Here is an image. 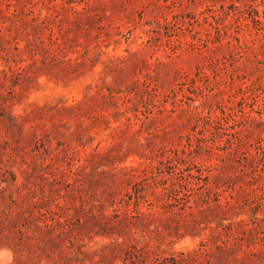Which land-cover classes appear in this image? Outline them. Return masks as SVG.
<instances>
[{"label": "rangeland", "instance_id": "374dc122", "mask_svg": "<svg viewBox=\"0 0 264 264\" xmlns=\"http://www.w3.org/2000/svg\"><path fill=\"white\" fill-rule=\"evenodd\" d=\"M22 205L57 264H264V0H0V264H55Z\"/></svg>", "mask_w": 264, "mask_h": 264}, {"label": "trees", "instance_id": "16d2710c", "mask_svg": "<svg viewBox=\"0 0 264 264\" xmlns=\"http://www.w3.org/2000/svg\"><path fill=\"white\" fill-rule=\"evenodd\" d=\"M46 59V58H45ZM42 59L41 60V65H36L35 69H42L41 73L45 74V75H49L52 77H56L60 74H62L63 72H67L66 70H64L65 67L70 66L71 62H70V58H68L67 60L65 59H59L55 54L52 55L50 57V59ZM122 66V64L119 65V68ZM33 73L36 74L37 76V72L36 70L33 71ZM111 89V88H110ZM113 90H110V92H112ZM87 101V99L85 100H80L78 102H75L73 104L70 105H66L63 104L61 106L55 105V106H48V113L52 116L55 114H58L60 112H62L65 117H67L68 120H71L72 118H78L80 119L81 117H83V114H80V108L81 106L84 104V102ZM47 106V105H45ZM33 110V109H32ZM73 133V132H71ZM127 168V167H126ZM15 180V178H13ZM5 181V180H4ZM11 197V201L13 203L17 202V198L14 196H10ZM43 200H46L45 196L44 198H41V201L39 200H33V196L28 198L26 200V202H23L26 207L29 205H34V204H39L42 203ZM25 206L22 205V209H20V211H18L17 213L20 215V217L17 219V225H13V226H17L16 230H12V228L8 229V234L7 236H9V238L13 239L14 242V246L16 247V251L21 250L22 246H25L27 251L34 255V256H41V253H39L37 251V244H39V242H42V245L44 247L43 251H46L47 248L46 247V242L49 240H55L57 237L61 236V233L63 232V230H61V226L63 225L62 222L60 221V219H56V222H50L47 219H42V220H37L33 225H32V229L28 230L30 225H28L27 223L30 221L29 220V216L25 215L24 212H26L27 210H25ZM89 216H93V218H96V215H94L93 209L92 207L89 208ZM99 218L97 219L99 225L104 226L105 225V214L103 212H100L98 214ZM12 220V218H8V220ZM54 220V218H52ZM77 221L80 223V225L85 224L84 221H82L81 216H78ZM12 224V221H8ZM15 223V221H14ZM55 226H59L58 229H60V232H56L54 227ZM8 227V225H7ZM10 227V226H9ZM100 234H103V232H100ZM117 244H119V241L116 240ZM115 244V245H117ZM223 252H229L226 256V260H236L237 259V254H232L234 247L231 245H228L227 243H224L223 246H219ZM218 247V248H219ZM63 250L64 248H60L59 250H57V254H58V258H64L66 257V255L63 254ZM45 253H47V257H49V260L52 261L53 263L57 264V260L53 259V257H50V255L48 254V252L46 251ZM195 254L198 255H202L206 253H204V250H197L194 252ZM182 259V257L180 258V260ZM207 261H209L208 259H206Z\"/></svg>", "mask_w": 264, "mask_h": 264}]
</instances>
